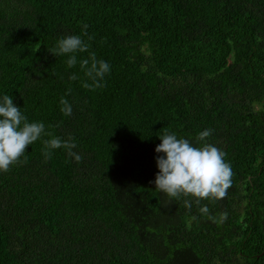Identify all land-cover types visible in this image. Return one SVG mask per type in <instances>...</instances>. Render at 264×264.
<instances>
[{"label":"trees","instance_id":"trees-1","mask_svg":"<svg viewBox=\"0 0 264 264\" xmlns=\"http://www.w3.org/2000/svg\"><path fill=\"white\" fill-rule=\"evenodd\" d=\"M72 34L103 87L49 51ZM0 94L81 155L42 136L0 172V264H264V0H0ZM205 128L232 170L208 215L151 183L158 135Z\"/></svg>","mask_w":264,"mask_h":264},{"label":"clouds","instance_id":"clouds-1","mask_svg":"<svg viewBox=\"0 0 264 264\" xmlns=\"http://www.w3.org/2000/svg\"><path fill=\"white\" fill-rule=\"evenodd\" d=\"M86 27V25H85ZM89 44L80 35H62L55 41L49 51L54 55H65L67 68L79 66L84 79L81 86L88 89L103 87L104 78L110 72L108 61L98 58L94 51H89ZM77 53H87L79 59ZM70 81L77 80V73H70ZM60 112L64 116L72 114V105L64 97L59 99ZM212 129L205 128L197 134L201 141L197 147L189 139L178 137L175 132L165 129L158 135L159 143L154 147L155 166L151 183L155 188L175 198L179 195L195 197V200L183 201L185 208L193 204L199 205L198 212L209 214V208L201 204L204 198H221L231 185V165L224 160V152L215 145L205 142ZM48 136L42 140V156L49 159L52 150L63 148L68 157L79 162L81 155L74 151L77 145L70 136L62 139L46 132L43 121H29L21 111V107L13 103V98L7 94H0V172L7 171L9 166L16 163L25 153V146Z\"/></svg>","mask_w":264,"mask_h":264}]
</instances>
